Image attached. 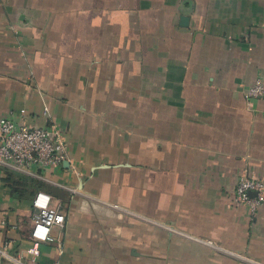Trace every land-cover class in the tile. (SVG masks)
<instances>
[{
	"label": "crops",
	"instance_id": "crops-1",
	"mask_svg": "<svg viewBox=\"0 0 264 264\" xmlns=\"http://www.w3.org/2000/svg\"><path fill=\"white\" fill-rule=\"evenodd\" d=\"M260 77L264 0H0V117L69 147L36 182L0 167V245L31 247L44 190L66 223L38 264H264V204L235 199L264 180Z\"/></svg>",
	"mask_w": 264,
	"mask_h": 264
},
{
	"label": "built area",
	"instance_id": "built-area-1",
	"mask_svg": "<svg viewBox=\"0 0 264 264\" xmlns=\"http://www.w3.org/2000/svg\"><path fill=\"white\" fill-rule=\"evenodd\" d=\"M247 95H264L261 77L255 80ZM45 113L49 115V112ZM68 160V143L63 129L55 121L30 126L17 121L13 111L0 117V167L41 176L45 175L47 169L60 167ZM235 199L238 205L248 206L251 214L256 216L259 207L264 204V180L247 173L241 174L235 189ZM32 204L31 247L26 252H19L12 250L11 240L0 245V258L11 264H38L43 243L57 242L59 250H63V244L53 234L54 227H64L66 223L61 204H54L53 196L44 190L35 193Z\"/></svg>",
	"mask_w": 264,
	"mask_h": 264
},
{
	"label": "trees",
	"instance_id": "trees-1",
	"mask_svg": "<svg viewBox=\"0 0 264 264\" xmlns=\"http://www.w3.org/2000/svg\"><path fill=\"white\" fill-rule=\"evenodd\" d=\"M18 176H19L20 178L29 177V178L32 179L33 182H36L35 178L32 177V176H30V175H26V174H24V173L18 172Z\"/></svg>",
	"mask_w": 264,
	"mask_h": 264
},
{
	"label": "water",
	"instance_id": "water-1",
	"mask_svg": "<svg viewBox=\"0 0 264 264\" xmlns=\"http://www.w3.org/2000/svg\"><path fill=\"white\" fill-rule=\"evenodd\" d=\"M67 164V163H66ZM68 165V164H67Z\"/></svg>",
	"mask_w": 264,
	"mask_h": 264
}]
</instances>
